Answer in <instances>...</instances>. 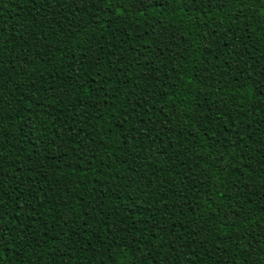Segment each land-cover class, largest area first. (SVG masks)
<instances>
[{
	"label": "trees",
	"instance_id": "obj_1",
	"mask_svg": "<svg viewBox=\"0 0 264 264\" xmlns=\"http://www.w3.org/2000/svg\"><path fill=\"white\" fill-rule=\"evenodd\" d=\"M158 3L0 0V264H264V9Z\"/></svg>",
	"mask_w": 264,
	"mask_h": 264
},
{
	"label": "snow or ice",
	"instance_id": "obj_2",
	"mask_svg": "<svg viewBox=\"0 0 264 264\" xmlns=\"http://www.w3.org/2000/svg\"><path fill=\"white\" fill-rule=\"evenodd\" d=\"M165 3H171L172 0H164ZM203 4L205 7L211 9H216V10H225V15H232L237 21L239 20L240 17V12L235 11L232 7L233 4H237L241 10L245 9L247 5L252 4V3H259L261 8L264 9V0H184V6L185 7H191L192 5H195L197 3ZM124 3H128L132 5L136 11H145L148 7H163V4L158 3V0H121V5L123 6ZM90 50H87L85 53V59H88L90 56ZM240 63H243V57H241ZM237 70L238 71H245L247 72V68H241L239 66V63L237 64ZM255 73V78H256V83H257V91L260 95H264V91H261L264 89V65H258L252 70ZM114 74V73H113ZM3 76V73L0 72V77ZM102 79H110V77H101ZM252 78V73H249V77ZM94 83V81H93ZM80 88L85 89V94H88V86H86L85 83H81L79 85ZM119 89H117L118 91ZM93 91L98 92V93H103V87L102 86H97ZM107 95V93H103V98L98 101L100 104H105L107 103V100L110 99ZM91 99V97H89ZM2 102V101H0ZM130 103H134L135 101H129ZM146 102V101H145ZM222 158V157H221ZM115 187V185L113 186ZM261 199L264 200V196H261ZM2 202H0V207H2ZM243 215L242 212H236L231 209H226L224 212V216L226 219L231 220L233 217L236 218L238 221L239 216ZM139 219V217H137ZM234 226V225H233ZM162 227V226H161ZM167 231V229H165ZM117 231H125L123 228H117ZM243 235V233H241ZM175 239V237H173ZM14 239V238H13ZM5 241V225L3 224V218L0 216V245H3ZM159 243V241H158ZM161 246H163L161 244ZM249 247L251 245L249 244ZM4 248L0 246V257L3 255ZM252 256H255V252L253 251L251 253ZM176 264H179V258H177ZM250 264H258V261L252 260L250 261Z\"/></svg>",
	"mask_w": 264,
	"mask_h": 264
}]
</instances>
